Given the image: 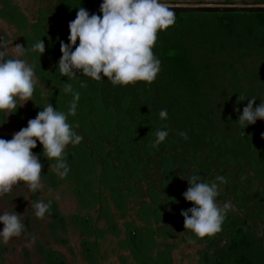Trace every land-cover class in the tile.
Masks as SVG:
<instances>
[{
    "label": "trees",
    "instance_id": "1",
    "mask_svg": "<svg viewBox=\"0 0 264 264\" xmlns=\"http://www.w3.org/2000/svg\"><path fill=\"white\" fill-rule=\"evenodd\" d=\"M101 3L50 0L23 29L24 58L40 83L32 113L37 115L50 103L67 114L72 95L63 91L65 83L80 94L76 114L68 116V122L82 140L65 149L68 174H59L58 181V171H48L55 161L43 156L39 142L32 151L43 165L41 174L67 184L77 197L82 213L73 220L83 235L84 261L98 264L103 234L99 223L117 235L116 217L125 218L136 208L143 225L126 222L119 247L130 252L133 262L161 264L169 253L158 251L156 259L150 257V248L157 246L154 228L167 237L170 230L158 225L169 212L177 205L182 210L194 206L183 193L187 179L196 174L209 183L225 177L226 183L218 184L217 203L222 207L231 199L237 210L226 213L221 247L220 232L203 238L202 262L264 264V230L257 234L258 224L264 229V120L244 129L237 122L249 99H256L253 108L264 103V14L195 13L216 17L195 21L204 28L197 32L191 31L194 20L176 15L174 26L158 33L153 52L161 62L160 71L151 84L114 86L107 79L94 81L79 73L69 80L57 67L60 42L68 43V24L79 7L100 15ZM39 40L45 45L40 57L31 51ZM81 82L87 86L80 87ZM165 109L167 119L162 120L159 113ZM157 129L167 130L168 136L152 147ZM181 131L187 139L179 135ZM57 224L66 228L65 219ZM119 260L133 264L122 255ZM56 264L66 263L58 257Z\"/></svg>",
    "mask_w": 264,
    "mask_h": 264
},
{
    "label": "clouds",
    "instance_id": "2",
    "mask_svg": "<svg viewBox=\"0 0 264 264\" xmlns=\"http://www.w3.org/2000/svg\"><path fill=\"white\" fill-rule=\"evenodd\" d=\"M99 12L100 15H90L83 7L77 9L75 19L68 24V43L60 42L61 56L57 65L60 74L69 80L77 73L94 81L107 79L114 86L137 82L151 84L161 63L153 48L158 33L174 26L176 14L173 9L161 0H102ZM7 47V41L0 42V48ZM14 49L16 56L25 54V47L19 44ZM31 51L38 52L40 57L45 51L43 41H37ZM5 56L6 51H0V113H7L8 117L18 108V101L22 102L21 107L32 99L38 78L25 60L6 59ZM86 86L81 82L80 87ZM63 91L72 95L67 114L48 103L34 119L28 120L27 127L13 133L10 140L0 138V195L10 193L21 182L32 192L42 188L43 165L32 151L37 142L43 149V156L48 161H55L50 167H55L61 176L68 174L65 149L82 140L68 122V116L76 114L80 94L73 90L71 83H65ZM255 100L249 99L238 118L243 129L257 120H264V103L253 108ZM159 116L162 120L167 119V110H161ZM154 135L152 147L165 141L168 131L157 129ZM179 135L188 138L186 132L181 131ZM187 182L189 186L183 198L194 206L180 213L184 230H189L197 239L213 237L222 230L226 213L232 208L230 202L222 207L217 203L218 184L226 183V178L218 176L215 182L209 183L194 174ZM31 207L35 217L42 219L49 212L51 203L35 201ZM0 224L3 225L0 238L4 243L25 231L21 215L14 211L0 213ZM189 242L195 243V240Z\"/></svg>",
    "mask_w": 264,
    "mask_h": 264
},
{
    "label": "rangeland",
    "instance_id": "3",
    "mask_svg": "<svg viewBox=\"0 0 264 264\" xmlns=\"http://www.w3.org/2000/svg\"><path fill=\"white\" fill-rule=\"evenodd\" d=\"M11 3L15 4L17 9L22 12L21 18L15 16L13 20H11L10 24L5 22H0V32L3 35L0 36V40L2 42L7 41L8 47L3 49L4 51L8 52L11 58H19L23 57V59L29 64L27 58L24 56H16L14 47L19 44L24 47V33L26 32L24 27L31 25L37 16V11L40 7L48 4L50 0H10ZM162 3L168 4V6L179 5V6H215V5H225L228 3L229 6H253L251 4L258 3L257 6H264V0H161ZM170 4V5H169ZM186 15V14H185ZM182 17L186 20H207L208 18L216 20V17L213 15H202V14H193L191 16ZM14 21L15 27L14 26ZM17 24V25H16ZM194 25V24H193ZM203 27H201L198 23H196L192 30L195 32L202 31ZM27 30V29H26ZM27 31H30L28 28ZM40 83H37V87ZM44 94V93H43ZM34 94L31 100L27 101L21 108L24 110V116L22 117L23 127H27V122L30 119H34L36 115L32 113L35 109L34 103ZM22 102L18 101V106H20ZM18 132V129L11 127L10 137L12 138L13 133ZM40 162V160H39ZM51 165V164H50ZM47 167L48 171H56L55 167ZM58 176L55 177L59 179V173L56 174ZM41 184L42 188L38 190V197L39 199H45V201L54 200V203L57 208V222L61 219H65L66 221V228L62 230L59 225L57 231V241L56 244L52 243L50 247L56 250V254L58 257L63 258L66 264H87L84 261L83 257V248L81 245V241L83 239V235L80 229L74 223L73 217L76 215H81L79 211V202L77 200L76 195L73 193L70 186L64 183H57L55 181L49 180V177L46 175L41 176ZM22 193L26 196L27 201L29 200L28 193L25 188H21ZM226 202H230L232 205L233 211H236V208L233 206L231 199H227ZM220 204V203H218ZM131 207V205H130ZM137 209L131 208L127 211L125 218H117L118 224V234H114V232L107 231V225L102 221L99 223L98 227L103 231L102 238L99 240V250H100V257L98 258V264H121V260H119V256H125L129 263H132L133 260L131 258V254L129 251H124L120 249L119 243L123 241L126 235L124 224L126 222H133L136 225H143L137 218ZM182 209L179 205L176 206L175 209L171 210L169 214L166 216V221H162V224H159V227L165 228L167 227L170 231L167 233V237H165L162 232H158L157 229L154 228L156 231L155 242L157 246H152L150 248V257L157 258L158 251H166L169 253L167 258H161L159 263L161 264H204L201 260L200 251L205 248L206 241L203 239L196 240L188 238L189 236L184 231L183 217L180 215ZM169 216H173V219H169ZM183 224V225H182ZM263 227L258 224L257 234L261 236ZM221 240L219 246L221 247L224 243V234L220 232ZM91 241L93 238L90 239ZM190 240H195V243H190ZM217 244V243H216ZM218 246V245H217ZM217 250V249H216ZM264 258V257H263ZM133 264H139L133 262Z\"/></svg>",
    "mask_w": 264,
    "mask_h": 264
},
{
    "label": "flooded vegetation",
    "instance_id": "4",
    "mask_svg": "<svg viewBox=\"0 0 264 264\" xmlns=\"http://www.w3.org/2000/svg\"><path fill=\"white\" fill-rule=\"evenodd\" d=\"M171 6L179 5L171 4ZM21 13L10 0H0V22L10 24L15 16H17L16 18H21ZM15 23L16 21L13 23L14 26ZM1 35L2 33L0 32ZM0 51H4L3 48H0ZM5 58H11L8 52H6ZM24 114V110L19 106L8 117L7 113H0V138L10 140L12 126L18 131L24 128L22 123ZM21 188H25L27 191L28 201ZM35 201L51 203L49 212L42 219H37L34 215L31 205ZM4 211H14L21 215V222L25 226V231L20 236L13 237L7 243H4L2 238H0V264H56L58 254H56V250L50 247L52 243L56 244L58 240L57 208L54 200L45 201V199H39L38 191H30L21 182L15 185L10 193L0 195V213ZM2 229L3 225L0 224V231Z\"/></svg>",
    "mask_w": 264,
    "mask_h": 264
},
{
    "label": "water",
    "instance_id": "5",
    "mask_svg": "<svg viewBox=\"0 0 264 264\" xmlns=\"http://www.w3.org/2000/svg\"><path fill=\"white\" fill-rule=\"evenodd\" d=\"M176 15L195 13H260L264 14V6H169Z\"/></svg>",
    "mask_w": 264,
    "mask_h": 264
}]
</instances>
